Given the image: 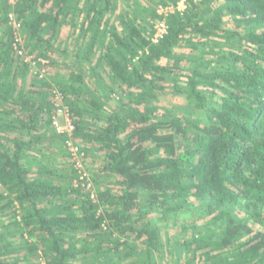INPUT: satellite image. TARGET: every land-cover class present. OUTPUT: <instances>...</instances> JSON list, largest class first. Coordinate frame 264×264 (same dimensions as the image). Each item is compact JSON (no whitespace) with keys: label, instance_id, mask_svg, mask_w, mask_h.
I'll use <instances>...</instances> for the list:
<instances>
[{"label":"trees","instance_id":"trees-1","mask_svg":"<svg viewBox=\"0 0 264 264\" xmlns=\"http://www.w3.org/2000/svg\"><path fill=\"white\" fill-rule=\"evenodd\" d=\"M179 1L0 0V264H264V0Z\"/></svg>","mask_w":264,"mask_h":264},{"label":"built area","instance_id":"built-area-1","mask_svg":"<svg viewBox=\"0 0 264 264\" xmlns=\"http://www.w3.org/2000/svg\"><path fill=\"white\" fill-rule=\"evenodd\" d=\"M10 3H14L15 0H8ZM10 19L12 24L17 27L18 25L15 23V21L13 20V17L10 15ZM165 31V26L163 23L158 25V29L155 35V38L160 37ZM18 54H22V51L19 50ZM26 61H30L29 57H26L25 59ZM42 63H44V61H42ZM44 71H40L39 72V77L42 78L44 75ZM62 97L61 95L55 91V95H54V104L56 107V113L54 114V116L52 117V126L54 127L55 131L59 134H66L68 135V137L71 136V133L74 129L71 118H70V114L68 112V109L66 108V106H63L61 103ZM66 147L67 150L73 155L74 159H78L79 158V153H78V147L77 145H75L70 139H68L66 141ZM80 159V158H79ZM78 159V160H79ZM78 168L83 167V164L81 161H79L78 164H76ZM82 176L88 177L87 173H81Z\"/></svg>","mask_w":264,"mask_h":264},{"label":"rangeland","instance_id":"rangeland-1","mask_svg":"<svg viewBox=\"0 0 264 264\" xmlns=\"http://www.w3.org/2000/svg\"><path fill=\"white\" fill-rule=\"evenodd\" d=\"M184 1L185 0H180L179 2H178V5H177V9H179V10H183L184 8H185V5H184ZM172 10V8L170 7V8H168V9H166L164 12L166 13L167 11H171ZM159 12H163V10L162 9H159ZM168 88V90L169 91H172L173 89L171 88V87H167ZM181 99V98H180ZM171 100L172 99H170L169 98V106H172L173 108H176L175 106H177V104L175 103V101H172V103H171ZM87 173V172H86ZM88 174V173H87ZM184 216H181L180 215V217H178L177 219H178V221H180V220H182V218H183ZM171 231L172 232H178V228L177 227H173L172 229H171Z\"/></svg>","mask_w":264,"mask_h":264}]
</instances>
